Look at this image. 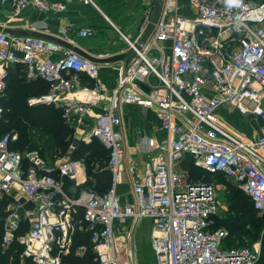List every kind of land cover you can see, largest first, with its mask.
<instances>
[{"label": "built area", "instance_id": "built-area-1", "mask_svg": "<svg viewBox=\"0 0 264 264\" xmlns=\"http://www.w3.org/2000/svg\"><path fill=\"white\" fill-rule=\"evenodd\" d=\"M81 1L99 8L97 0ZM0 3L10 4L16 13L30 5L49 12L67 9L60 0ZM161 4L160 17L144 41L141 36L154 6L147 9L139 35L134 40L124 36L135 55L125 68L123 62L119 64L112 88L100 80V64L81 53L52 39L0 30V95L7 88L9 68L23 64L29 79L41 78L49 85L46 93L28 102L54 103L74 128L79 129L94 105H100L91 136L84 141L97 138L102 143L112 173L106 192L91 187L79 190L88 180L86 157L50 159L37 149L15 150L11 143L18 133L2 134L3 252L19 243L21 257L33 264H63L76 233L88 231L100 264H126L131 232L117 235L116 229L149 219L155 264L260 260V245L226 247L229 229L217 225L229 212L223 196L226 189L207 176L222 173L251 199L260 216L264 214V1L161 0ZM74 33L88 37L92 28L82 26ZM60 39L74 42L65 29ZM76 90L91 97L80 99ZM127 103L154 109L164 136L142 139L147 155L144 174L133 183V200L123 202L118 184L126 152L123 106ZM224 105L258 124L257 132L244 135L235 130L219 113ZM2 113L0 107V118ZM77 144L74 141L69 151ZM87 250V245L79 244L75 254Z\"/></svg>", "mask_w": 264, "mask_h": 264}, {"label": "crops", "instance_id": "crops-1", "mask_svg": "<svg viewBox=\"0 0 264 264\" xmlns=\"http://www.w3.org/2000/svg\"><path fill=\"white\" fill-rule=\"evenodd\" d=\"M60 1L66 2L67 9L59 12L43 11L30 5L20 13H16L10 4L0 3V23L16 30L34 32L39 34V37L49 40L51 37L60 38L61 31L65 29L73 36L72 45L86 53L105 59L128 50L124 36L129 38V35L134 33L132 29L136 20H141L140 27L132 39L139 35L147 9L155 4V0H97L99 8H96L81 0ZM183 1L187 3V0ZM184 11L189 12L188 8H185ZM82 26L96 29L98 38L87 41L92 34L88 37L75 35L74 31ZM120 63L122 62L99 63L100 80L108 88L117 84ZM74 92L77 97L83 100H88L91 97L81 90ZM100 110V105H94L88 113L86 121L79 127V131L91 130ZM123 113L126 152L118 193L122 201L125 202L133 200V183L141 179L144 174L147 155L142 148V139L146 137L160 139L164 136V132L159 129V119L154 109L145 108L136 103H127L123 106ZM219 113L235 130L244 132V135L256 133L259 128L258 124L250 122L232 107L224 105L220 107ZM181 166L185 168L184 163Z\"/></svg>", "mask_w": 264, "mask_h": 264}, {"label": "trees", "instance_id": "trees-1", "mask_svg": "<svg viewBox=\"0 0 264 264\" xmlns=\"http://www.w3.org/2000/svg\"><path fill=\"white\" fill-rule=\"evenodd\" d=\"M83 76L84 79H87L85 75ZM48 88L49 85L41 78L29 79L23 64L11 66L7 78V88L4 94L0 95V107L3 110L0 126L7 129L0 132V136L13 130L18 133V139L11 143L12 149H37L43 157L50 159L63 155L74 159L86 157L87 171L90 177L86 183L79 187V190L93 184L98 185V188L94 189L100 193L106 192L111 186L112 173L108 168L109 154L102 143L97 138H95L94 144L93 141L80 140L75 149L70 152L69 146L74 142L75 129L67 123L62 110L54 103L30 104L28 102L30 97L44 94ZM90 163L93 164V168H90L91 171H89ZM95 165L97 168H94ZM94 169L96 171H93ZM196 173L200 175L201 170L196 169ZM207 178L226 179L222 173H217L213 177L208 175ZM240 192L244 196L237 200L234 197L230 198L227 216L219 218L217 221L218 226H225L229 229L226 245L231 242L229 238L232 233L240 234L244 230L260 229L264 226V214L260 216L251 199L241 189ZM245 198L247 201L242 204L241 201ZM79 244L88 246V250L83 255L75 254V248ZM92 246L90 232L78 231L75 235L72 252L65 256L63 264H100ZM22 251L23 246L19 243L12 245L4 252L0 248V264H33L30 259L21 257ZM256 264H264V238L261 257Z\"/></svg>", "mask_w": 264, "mask_h": 264}, {"label": "rangeland", "instance_id": "rangeland-1", "mask_svg": "<svg viewBox=\"0 0 264 264\" xmlns=\"http://www.w3.org/2000/svg\"><path fill=\"white\" fill-rule=\"evenodd\" d=\"M248 1H255V0H248ZM8 10V9H6ZM140 22L141 20H136L134 21V33L129 35L130 40H134L136 34L138 32V28L140 27ZM92 35L90 38L87 39V41H93L97 37V30L93 29ZM0 132H3L7 129H4L2 126H0ZM75 129V139L74 141L77 140H84V137L89 136L91 133V130H86V131H79L78 128ZM237 130V129H236ZM79 132V133H78ZM241 133L244 134V132L240 131ZM91 136V135H90ZM93 141V142H92ZM93 144L96 142L95 138H91V141ZM72 144V143H71ZM70 144V145H71ZM70 147V146H69ZM64 156V155H63ZM93 164H89V171H91V167ZM93 168V167H92ZM94 168H97L95 165ZM88 174V178H89ZM218 182H220L221 189L223 191L226 189V194L223 193V196L226 200H231L230 198L234 197L236 200L239 199L240 197H243V193L240 192V188L231 180L228 179H219ZM91 188H98V185H90ZM246 198L241 201L242 204L246 203ZM223 208V207H222ZM264 221V220H263ZM132 222H128V225L126 226V229L123 228H117L116 229V234L119 235L120 233L125 232H131V237L129 239H126V241L129 243V250L128 253H130V259L126 264H133L132 262V252L135 253V264H155L153 255L151 253V248H150V237L152 233V227L150 225V220L145 219L142 221H139L135 226L132 225ZM264 225V224H263ZM264 238V226H262L260 229L255 228V229H250V230H244V232L240 234L232 233L230 236V243L226 245V247H232V246H251V247H256L260 245L261 250H262V241ZM123 264V263H120Z\"/></svg>", "mask_w": 264, "mask_h": 264}, {"label": "water", "instance_id": "water-1", "mask_svg": "<svg viewBox=\"0 0 264 264\" xmlns=\"http://www.w3.org/2000/svg\"><path fill=\"white\" fill-rule=\"evenodd\" d=\"M161 10H162V4H161V0H155V4H154V13H153V17L150 21V23L148 24V26L146 27L144 33L141 36V41H144L148 35L153 31L155 24L157 23L160 14H161ZM0 30L5 31L9 34L12 35H33V36H38L39 34H36L34 32H30L27 30H16L13 29L11 27H9L8 25H0ZM52 40L68 47L69 49L75 50L79 53H81L82 55H84L85 57L97 62V63H105V62H115V61H121L123 62V67L125 68L127 62L135 55V50L134 49H129L127 51H125L124 53H120L114 56H111L109 58H105L102 59L100 57H96L94 55H91L89 53H86L85 51H83L82 49H80L79 47H76L72 44H69L67 42H65L64 40L57 38V37H51ZM139 46V45H137ZM146 90H148V88L145 85H142ZM75 142H79V140H75ZM27 208H32L31 204H27ZM132 262L133 264H135V253L132 252Z\"/></svg>", "mask_w": 264, "mask_h": 264}, {"label": "clouds", "instance_id": "clouds-1", "mask_svg": "<svg viewBox=\"0 0 264 264\" xmlns=\"http://www.w3.org/2000/svg\"><path fill=\"white\" fill-rule=\"evenodd\" d=\"M231 2H236V3H238V2H239V0H231Z\"/></svg>", "mask_w": 264, "mask_h": 264}]
</instances>
